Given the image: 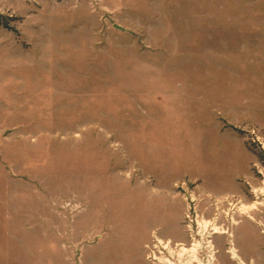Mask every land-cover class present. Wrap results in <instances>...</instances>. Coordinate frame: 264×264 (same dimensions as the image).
Returning a JSON list of instances; mask_svg holds the SVG:
<instances>
[{"label": "rangeland", "instance_id": "obj_1", "mask_svg": "<svg viewBox=\"0 0 264 264\" xmlns=\"http://www.w3.org/2000/svg\"><path fill=\"white\" fill-rule=\"evenodd\" d=\"M263 190L264 0H0V264H264Z\"/></svg>", "mask_w": 264, "mask_h": 264}, {"label": "bare ground", "instance_id": "obj_2", "mask_svg": "<svg viewBox=\"0 0 264 264\" xmlns=\"http://www.w3.org/2000/svg\"><path fill=\"white\" fill-rule=\"evenodd\" d=\"M263 193H264V190H263ZM210 226H212V230L214 231L213 233H215V234H223V233H225L224 230H222V228L218 224H216L215 222L205 220L202 223L203 230L201 231L199 236L200 237H205V235H206L205 232L208 231V228ZM199 244L200 245L201 244L204 245V243H201V242H199ZM210 247H212V245L208 244V248H210ZM191 252H192V256H193L194 261H200V264L204 263L203 260L200 258L199 250H198L197 247H195ZM229 252L232 253V255H233L232 258L233 259H238L239 260L238 264H246V262L240 257V255L237 252V249L234 246H231V249L229 250ZM208 257H209L208 264H214L213 259H215V255H214V249L213 248L209 251Z\"/></svg>", "mask_w": 264, "mask_h": 264}, {"label": "built area", "instance_id": "obj_3", "mask_svg": "<svg viewBox=\"0 0 264 264\" xmlns=\"http://www.w3.org/2000/svg\"><path fill=\"white\" fill-rule=\"evenodd\" d=\"M216 220H217V219H216ZM158 242L161 243V245L163 246V248H164L165 250H167V252H171V251L169 250V244L171 243V241H169V242L166 243V244H165V242H160V241H158ZM178 245H179V244H178ZM180 246H181L180 251H182L184 245H181V244H180ZM154 247L158 248V245L155 244ZM154 251H155V250H153V252H154ZM158 252H159V253H162L161 250H159ZM179 255H180V252H179ZM186 256H187V255H186ZM149 257L152 259L151 261H153L155 264H156L157 262H159L160 264H175L173 261H171V260L168 259V258H166V259H161L160 257H158V256L155 254V252H154L153 254H151ZM180 258H181V259L178 258V260H179V262H181V263H182V261H183L184 259H187V257L185 258V257H183V256H182V257L180 256ZM204 263H205V262H204ZM204 263H203V264H204ZM187 264H189V263H188V259H187ZM196 264H198V262H197ZM207 264H208V263H207Z\"/></svg>", "mask_w": 264, "mask_h": 264}, {"label": "flooded vegetation", "instance_id": "obj_4", "mask_svg": "<svg viewBox=\"0 0 264 264\" xmlns=\"http://www.w3.org/2000/svg\"><path fill=\"white\" fill-rule=\"evenodd\" d=\"M228 251H229V250H228ZM228 251H227V252H228Z\"/></svg>", "mask_w": 264, "mask_h": 264}]
</instances>
